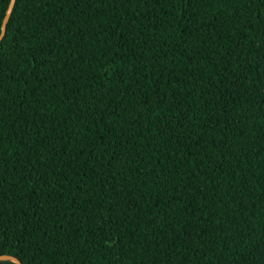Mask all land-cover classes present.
Here are the masks:
<instances>
[{
  "label": "trees",
  "instance_id": "obj_1",
  "mask_svg": "<svg viewBox=\"0 0 264 264\" xmlns=\"http://www.w3.org/2000/svg\"><path fill=\"white\" fill-rule=\"evenodd\" d=\"M0 254L264 264V0H17Z\"/></svg>",
  "mask_w": 264,
  "mask_h": 264
},
{
  "label": "water",
  "instance_id": "obj_2",
  "mask_svg": "<svg viewBox=\"0 0 264 264\" xmlns=\"http://www.w3.org/2000/svg\"><path fill=\"white\" fill-rule=\"evenodd\" d=\"M16 1L17 0H11L9 3V6L7 8V11H6V14L4 16L3 23H2V32L0 35V43L3 40L4 36L6 35L8 22L10 20L11 14H12L13 9L15 7ZM1 260H13V261L17 262L18 264H24L20 258L14 256V255H11V254H0V261Z\"/></svg>",
  "mask_w": 264,
  "mask_h": 264
}]
</instances>
